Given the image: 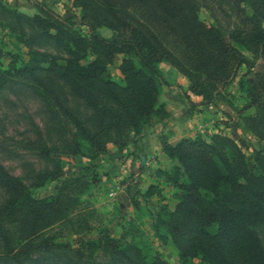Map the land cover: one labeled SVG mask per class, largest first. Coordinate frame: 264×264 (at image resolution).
I'll return each mask as SVG.
<instances>
[{
    "label": "trees",
    "instance_id": "1",
    "mask_svg": "<svg viewBox=\"0 0 264 264\" xmlns=\"http://www.w3.org/2000/svg\"><path fill=\"white\" fill-rule=\"evenodd\" d=\"M72 5L80 12L75 21L56 17L42 5L31 16L16 13L30 23L38 38L53 43L68 56L61 59L29 44L26 61L18 67L10 63L6 70L0 69V84L15 73L39 82L52 93L78 134L90 143L96 133H89L59 100L55 80L63 82L100 121L109 122L126 135L160 125L170 116L160 101L165 79L159 65L164 60L185 74L189 90L205 100L211 97L210 90L232 83L245 66L238 87L248 99L247 106L264 112V75L239 48L264 58V0H232L237 22L227 36L199 17L196 0H73ZM153 24L177 40L192 69L165 46L151 28ZM101 27L110 29L111 35H101ZM116 55H122L118 66L121 84L108 69ZM2 57L0 48V66ZM78 134L72 133L65 141L64 153L82 154ZM161 145L167 157L175 161L169 170L162 171L181 193L174 210L162 205L152 215L151 225L156 233L164 229L170 235L178 249L179 264H264V248L251 227L264 223V144L253 155L255 171H251L237 143L226 135L214 134L210 141L185 137L174 144L163 139ZM38 152L51 167L36 174V186L57 179L61 173L59 159L50 155L47 146L38 148ZM0 185L8 191L0 206L5 261L25 264L39 249L65 255L70 264H97L98 251L116 257L119 264H169L148 246L142 249L130 242V232L125 229L118 237L104 230L97 240H85L76 246L52 238L34 242L41 229L61 218L62 198L34 197L1 163ZM10 224L27 233L18 247L11 245L6 228Z\"/></svg>",
    "mask_w": 264,
    "mask_h": 264
},
{
    "label": "rangeland",
    "instance_id": "2",
    "mask_svg": "<svg viewBox=\"0 0 264 264\" xmlns=\"http://www.w3.org/2000/svg\"><path fill=\"white\" fill-rule=\"evenodd\" d=\"M72 2L0 0V48L3 52L0 69L6 70L10 63L18 67L21 61H26L29 44L32 49L66 58L65 51L38 38L30 23L19 19L16 13L31 16L38 12L37 6L42 5L52 10L56 17H70L75 21L80 12ZM196 2L203 21L217 26L225 36L234 28L237 20L232 0ZM151 28L179 61L192 69L177 40L154 24ZM100 33L108 37L111 30L101 27ZM239 48L253 61L254 68L264 75V58L254 57L244 47ZM121 58L122 55H116L108 65L112 78L120 84L122 75L118 66ZM159 68L165 79L160 101L170 116L160 124L163 125L161 130L158 129L160 125L145 126L139 134L131 131L126 135L109 122L100 121L63 82L54 81L58 85L55 92L59 100L84 123L89 133H96L93 143L78 134L54 102L52 93L46 92L39 82L15 73L0 84V163L18 177L34 197L59 195L63 200L61 218L41 229L34 242L52 238L76 246L85 240H97L104 230L112 237H118L125 229L130 232V242L142 249L148 246L169 264H179L178 249L170 235L164 229L156 233L151 225L152 215L162 205L174 210L181 193L162 171L175 164L165 154L161 156L162 140L170 138L174 144L185 137L210 141L214 134L226 135L237 143L245 153L251 171H255L253 155L264 144V112L256 106H247L248 99L238 87L245 66L239 69L235 80L227 87L210 90L211 97L206 100L189 90L188 77L172 63L164 60ZM72 133H77V139L83 144L82 154L64 153V143L71 139ZM44 146L50 149L52 157L59 159L61 173L57 179L36 186V174L51 167L38 152V148ZM115 153L118 156L112 158ZM7 197L8 191L0 185V206ZM251 227L264 248V223ZM6 228L13 247L25 241L27 233L19 226L10 224ZM2 255L0 241V264H13L5 261ZM95 257L97 264H119L116 257H109L103 251H98ZM25 264H70V260L65 255L43 253L38 249Z\"/></svg>",
    "mask_w": 264,
    "mask_h": 264
},
{
    "label": "crops",
    "instance_id": "3",
    "mask_svg": "<svg viewBox=\"0 0 264 264\" xmlns=\"http://www.w3.org/2000/svg\"><path fill=\"white\" fill-rule=\"evenodd\" d=\"M162 128H163V125H160L158 129H159V130H161ZM168 141H169L170 143H172V142H173V141H171V139H170V138H169V140H168ZM161 151H162V150H161ZM160 153H161V152H160ZM164 154H165V153H163V151H162V155H161V156H163V157H164ZM165 156H167V155L165 154ZM167 158H168V157H167ZM168 159H169V158H168ZM169 160H170V159H169Z\"/></svg>",
    "mask_w": 264,
    "mask_h": 264
},
{
    "label": "water",
    "instance_id": "4",
    "mask_svg": "<svg viewBox=\"0 0 264 264\" xmlns=\"http://www.w3.org/2000/svg\"><path fill=\"white\" fill-rule=\"evenodd\" d=\"M117 154H118V153L113 154V155H112V158L117 157V156H118Z\"/></svg>",
    "mask_w": 264,
    "mask_h": 264
}]
</instances>
